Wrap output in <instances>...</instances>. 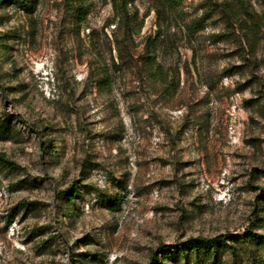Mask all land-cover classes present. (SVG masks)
<instances>
[{
  "label": "rangeland",
  "instance_id": "374dc122",
  "mask_svg": "<svg viewBox=\"0 0 264 264\" xmlns=\"http://www.w3.org/2000/svg\"><path fill=\"white\" fill-rule=\"evenodd\" d=\"M0 155V264H264V0H0Z\"/></svg>",
  "mask_w": 264,
  "mask_h": 264
},
{
  "label": "trees",
  "instance_id": "16d2710c",
  "mask_svg": "<svg viewBox=\"0 0 264 264\" xmlns=\"http://www.w3.org/2000/svg\"><path fill=\"white\" fill-rule=\"evenodd\" d=\"M213 5H216V3H212V6ZM78 11L80 14H83L85 12V9H84V4L81 3L80 5H78ZM118 8L119 10V7L116 5V9ZM217 9L223 11V13L226 15V20L228 22H231L232 18H233V12H232V9L231 7H229V5L226 3V2H222L219 4V7H217ZM118 14H119V17H120V20H119V25H124V26H127L130 21H129V14L127 11H118ZM0 160L5 163V164H9V160L6 159L5 157H3L2 155H0ZM75 191L73 192V194H75ZM31 202H26L25 205H30ZM251 234V233H250ZM246 238V237H245ZM203 244V242H200L198 240H192V242H190V248H193V249H196V250H199L201 245ZM205 245L211 247L212 249H214L215 251H217L218 249H220L222 246L226 245L227 244V240H225L222 236L221 237H218V238H215V239H212V240H208V241H205L204 242ZM199 259L197 261V264H199Z\"/></svg>",
  "mask_w": 264,
  "mask_h": 264
}]
</instances>
